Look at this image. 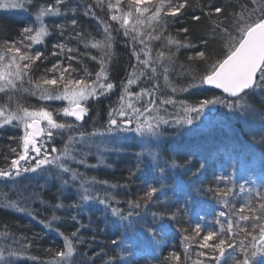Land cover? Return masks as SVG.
<instances>
[{
    "label": "trees",
    "instance_id": "trees-1",
    "mask_svg": "<svg viewBox=\"0 0 264 264\" xmlns=\"http://www.w3.org/2000/svg\"><path fill=\"white\" fill-rule=\"evenodd\" d=\"M45 1L47 3L45 5L42 3L41 7L55 4L54 0ZM40 2L44 0H33L31 6L26 5V11L30 13L31 9ZM102 2L103 8L97 0H64L60 7L61 12L66 15L44 17V22L49 27V36L45 37L43 44L35 46L45 53L47 60L43 64L36 62L40 67L32 73L34 80L44 75V70L50 68L57 59L62 60L64 64L68 63L65 59L69 55L66 49L62 55H51L54 50L53 44L61 42L66 43L67 47L80 49L84 59L80 63L76 61L71 63L77 68L87 67L94 77L95 72L100 69V60L105 57L99 49L91 48V43L103 42L105 39L104 24L101 21H106L112 26L110 29L112 47L109 49L111 56L105 60L107 82L114 83L116 87L105 96L88 101L90 112L85 117L87 131H91L94 127L102 130L107 123L108 111L119 106L121 103L119 97L123 94L122 82L126 83L129 73L133 71L132 65H136L137 74L144 71L143 66L135 59L130 37H124L123 29L116 22L108 19L111 15L107 9L109 0ZM209 2L210 0H189V7L184 15L175 20L169 18V25L162 39L148 42L152 57H156L160 50L175 53L169 81H164L163 69L157 66L158 79L150 82L141 76L130 86L131 91L138 92L142 87L151 89L153 82L159 84L154 97L160 108L159 115L168 119V124L173 127L161 124V135L151 136L153 141L148 143V140L141 147L137 143L123 149L116 141L118 145L116 151L102 155L93 149V154L88 157L87 163L95 164V168L72 165L84 173L85 181H107V183H88L85 186L90 189L101 187L102 190H97L96 193L106 198L110 207L122 209L125 216L128 211H133V216L120 220L119 217L112 215L110 207H105L98 201L72 207L71 203L78 200V194H81L83 189H75L71 183L65 186L54 175L21 172L16 187L12 190L8 185L15 180L6 181L1 178L0 233L7 234L9 239L5 241L4 237L0 236V250L9 248L17 253L12 257L13 264H54L55 252L64 250L63 236L59 233L62 232L70 237V232L75 230L77 225H82L79 233L82 243L76 244L74 241V254L68 258V264H174V261L169 259L173 252L181 256V264H193L197 259H204L205 264H215L197 256V252L200 251L196 246L198 238L184 240V236L194 237L193 230L197 224L201 226V237L208 231L218 230L220 225L216 223L217 219L226 220L224 217H219L221 211L231 214L233 206L238 209L241 204H246L250 200L254 207L258 205L256 193L264 192V91L256 90L246 98L249 104L246 112L213 105L217 109L210 114L208 110L212 105L207 106L201 114H205L204 118L209 115L208 117L215 120L206 122L204 128L196 129L193 132L196 134L192 136L184 134L186 124L175 123L176 120L183 121L185 115L181 106L182 101L191 105L198 100L223 95L207 85L193 87L189 92L179 91V87L193 83V76L198 77L203 73V64L199 61L187 60V57L194 55L196 50H205L201 38L208 41L207 52L210 57L215 58L221 54L224 41L218 36L214 38L210 20L205 17L199 22L191 19L193 13L200 15L201 7ZM244 2L245 0H219L228 14L227 19L224 16L219 17L224 24L230 26L235 22L234 14L239 13L240 4ZM248 2L251 6L250 0ZM111 3L115 4L116 0H111ZM84 5H93L97 18L84 17L82 15L86 10ZM121 8L127 11V0H121ZM0 11V45L5 39L9 41L19 39L18 33L24 26L37 27L32 21L33 18L21 11ZM205 11H207L206 7ZM72 18L79 21L75 30L70 24ZM216 18V14L211 17V19ZM57 24L66 25L64 36L59 35L60 30L55 27ZM183 28H189L190 34L184 33ZM75 31L81 32V40L70 39L75 36ZM140 31L147 33L151 29L144 25ZM169 37L182 43L191 42L194 47L177 50L175 44L167 43ZM145 39L147 41V36ZM85 42L88 43V48L84 47ZM143 47L137 43L135 52L141 59H146L144 52L141 51ZM91 56H96L97 59L93 61ZM180 65L184 66L183 76L180 75L182 71ZM80 75H83L82 71ZM169 85L177 86V92L173 93ZM25 87L30 86L25 84ZM9 96H12L11 101L8 99ZM161 98L173 99L176 104L161 106L159 105ZM147 99L149 98H142L137 106L142 107ZM17 103L32 108L45 106L49 110L62 108L67 104L66 101H40L28 93H0V106L15 108ZM54 118L61 122L74 120L63 117L62 114L57 115L55 112ZM198 123L199 119L193 122L195 126ZM16 124L17 122L14 121L13 125ZM134 124L135 121L133 127ZM21 135L22 126L0 125V169H6L16 155L11 152L12 147H16L18 152L21 150L18 141ZM144 137L149 138V136ZM52 144L58 148L63 147L60 137H55L50 146ZM149 151L157 155V161H152ZM157 163L159 167H156ZM201 164L204 165L203 168H200ZM159 168L165 169L162 176ZM64 178H68L67 174ZM79 183L76 182L77 185ZM178 185L183 186L182 191L177 190ZM152 186L160 190L145 206L143 196ZM111 188H115V191H111ZM227 188L232 189V195L227 198L217 195L218 190ZM5 193L19 206L26 207L27 211L7 210L4 206ZM96 193L92 192L93 195ZM129 201H139L141 207L130 208ZM56 204H62L64 207L55 208ZM93 205L94 209L91 207ZM153 213L156 214L155 217ZM53 215L57 219L53 220ZM72 216L77 217L75 222L71 219ZM232 219L235 223L236 217L232 216ZM248 226L250 228V225ZM149 229L153 231L149 232ZM233 231L239 232V229L234 228ZM113 240H117L118 243L113 244ZM241 240L251 252V237H245L240 233L234 243L239 244ZM232 256L242 258L238 249L234 251L226 248L221 264H230ZM0 264L4 262L0 261ZM251 264H264V253L258 252L256 256L251 257Z\"/></svg>",
    "mask_w": 264,
    "mask_h": 264
},
{
    "label": "snow or ice",
    "instance_id": "snow-or-ice-1",
    "mask_svg": "<svg viewBox=\"0 0 264 264\" xmlns=\"http://www.w3.org/2000/svg\"><path fill=\"white\" fill-rule=\"evenodd\" d=\"M64 0H55V4H49L46 7L39 8L35 15V20L40 21L39 27L24 26L18 33L19 39L11 41L5 39L0 45V93L20 92L28 93L31 96L37 97L40 101H66V106L62 108L49 110L48 107L40 106L32 108L23 106L17 103L15 108L8 106H0V125L22 126V135L18 137L21 145V150L18 152L16 147L11 148V152L16 154L6 169H0V178L19 177L23 173L40 172L45 175H54L60 179L63 185L67 186L70 183L75 189H83L81 194H78V200L71 203L72 207H80L86 202L98 201L99 204L105 207H110V204L104 197L98 194L93 195L91 189L85 186L88 183H107V181H85L84 173L78 171L72 165H83L85 167H93L87 163L88 157L93 154V149L100 152L102 155L107 151L118 150V145L115 143L119 138L120 133L134 132L142 137L160 136L161 124H168L169 120L164 116L159 115L160 108L157 106V100L154 98L159 84L153 82L152 88H140L138 92L130 90V86L135 84L137 80L144 76L148 81L158 79V67L163 69V79L169 81V73L173 64L174 52L166 53L158 51L156 57H152L151 48L148 42L152 40L159 41L164 36L169 25V18L177 19L185 14V10L189 7V0H127V11L121 8V0H116V3L107 4V9L111 13L109 20L116 22L123 29L124 37H130L133 52L137 62L143 66L144 71L136 72V65H132L133 71L129 73L126 83L122 82L123 94L120 95L121 103L118 107L111 108L107 113V123L100 128H93L91 131L85 130V117L89 115L90 99H99L110 93L116 85L108 81L106 60L111 56L112 36L110 35L111 25L106 21H101L104 24L105 39L103 42L96 41L91 43V48L99 49L103 55L100 60V69L93 73L87 67L77 68L71 63L76 61L80 63L84 57L80 54L78 47H67L66 43H54L52 56L62 55L67 50L65 59L68 61L64 64L62 60L57 59L50 68L44 70V75L38 79L32 78V73L39 69L37 61L43 64L47 60V56L43 51L35 48L36 45L43 44L45 37L49 36V27L44 22V17H58L66 15L61 12V5ZM33 0H9V2L0 3V8L25 9L26 5L31 6ZM101 8L104 7L102 0H97ZM248 0L240 4V11L235 15V22L232 25L224 24L219 17L224 16L227 19V13L224 6L219 3V0H210V2L202 6L200 15L192 14L191 19L201 21L202 17L208 18L213 26V36L218 38L223 43L221 54L215 58L210 57L207 52V40H202L205 50H196L194 55H189V62L199 61L204 65V70L198 77L193 76V83L179 87V91L189 92L193 87H202L204 85L213 86L216 89L222 90L224 95H218L214 98H206L198 100L195 103L188 105L186 102H181L184 112L183 121L176 120L175 123L183 122L187 125H192L195 119H198L203 109L209 105H222L227 109L239 110L246 112L249 104L246 98L256 90L264 91V0ZM205 7L207 11H205ZM86 9L82 15L87 18H97L93 11V5H84ZM216 14V19L211 17ZM72 28L75 30L79 24L76 18L70 20ZM147 25L150 32L142 33L141 27ZM59 29V35L64 36L66 28L65 24L55 25ZM182 31L190 34L189 28H183ZM147 36V41L145 39ZM70 39L81 40V32L75 31V36ZM139 43L144 47L141 51L144 52L146 59H141L139 54L135 52V45ZM169 45L175 44L177 50L180 48L191 49L194 45L191 42L182 43L171 37L168 38ZM88 43H84V47L88 48ZM56 50H59L57 52ZM77 53V55H72ZM95 61L96 56H91ZM165 61L167 63H165ZM183 76L184 66L180 65ZM81 71L83 75H80ZM25 84L30 87H25ZM173 93L177 92V86H171ZM148 97L142 107H138L142 98ZM9 101L12 96L8 97ZM171 104L175 106L176 101L173 99L159 100V105ZM166 111V110H165ZM54 112L63 117L74 118L73 122H61L54 118ZM153 113H156L153 115ZM195 113V116L191 114ZM17 122L13 125V122ZM133 121H135L134 127ZM55 137H60L63 142V147L58 148L50 143ZM99 137V140L96 138ZM17 139V138H12ZM150 143V141H148ZM103 146V148H102ZM152 161H157L158 157L155 153L149 151ZM159 167V164H156ZM204 165L201 164L200 168ZM200 169H197L199 171ZM161 176L165 169L159 168ZM67 174L68 178L65 179ZM80 183L77 185L76 182ZM160 189L156 186L149 187L143 196L145 206L152 201L153 197ZM178 191L183 190V186H177ZM243 190V185H241ZM232 189H221L217 191V195L227 198L232 195ZM257 206H253L250 200L246 204H241L238 209L233 210L231 214L224 211L219 212V217L226 218L225 221L217 219L216 223L220 225L218 230L208 231L202 237L201 226L197 224L194 228V237L184 236V240L196 239V246L200 251L197 256L206 258L215 264H221V259L225 256V249H236L242 254V258L232 256L230 264H251V257L256 256L258 252L264 253V192L256 193ZM43 203V201H41ZM227 203V201H226ZM4 206L7 210L16 209L19 212L27 211L26 207L19 206L16 201L11 200L8 194L5 193ZM64 205L56 204L55 208H62ZM129 207L139 209L141 204L139 201H129ZM111 213L119 217L120 220L128 219L133 216V211H128L127 216L123 214L122 209L110 207ZM247 213V214H246ZM138 215L139 213H135ZM155 217L156 214L153 213ZM232 216L236 217L235 223ZM175 214L173 213V218ZM161 218L163 216L161 215ZM55 220L57 217L52 216ZM71 219L75 222L76 216ZM226 223V228H225ZM250 225V228L249 226ZM49 227V225H44ZM82 225H77L75 230H72L69 235L63 236V249L58 250L54 254V264H68V258L74 254V241L76 244L82 243L79 233ZM234 228L239 229V232H234ZM149 229V232H152ZM240 233L245 237H251V249L241 240L239 244L234 243L235 238ZM4 240L9 239L5 233H0ZM117 244V240L112 241ZM7 252V258H5ZM17 253L4 248L0 250V261L4 264H13L12 257ZM169 259L174 261V264H181V256L173 252ZM193 264H205L204 259H197Z\"/></svg>",
    "mask_w": 264,
    "mask_h": 264
},
{
    "label": "rangeland",
    "instance_id": "rangeland-1",
    "mask_svg": "<svg viewBox=\"0 0 264 264\" xmlns=\"http://www.w3.org/2000/svg\"><path fill=\"white\" fill-rule=\"evenodd\" d=\"M55 1V0H54ZM5 2H9V0H0V3H5ZM53 2V1H52ZM42 3L45 5L46 3H47V1H45L44 0V2H40L39 4H37V5H35V7L33 8V9H31V11H30V13H28L27 11H26V9H11V8H0V10H3V11H14V10H17V11H21V12H23L25 15H27L28 17H31V18H33V22L37 25V27H39V25H40V21H36L35 20V15H36V13L39 11V8H41V5H42ZM52 4V3H51ZM48 6V5H47ZM44 19V18H43ZM213 107V105L212 106H210V108H212ZM217 109V108H216ZM208 111H210V110H208ZM207 111V112H208ZM210 113V112H209ZM211 113H214V112H211ZM204 116H205V114H201L200 116H199V123L195 126V124H192V125H187L186 124V129H185V132H184V134H186V135H188V136H192L193 134H196V133H193L196 129H198V128H200V129H203L204 128V125H205V123L206 122H208V121H214L215 120V118H212V117H205L204 118ZM211 116H213V115H211ZM216 122V121H215ZM169 126H171V127H173V125H170V124H168ZM201 125V126H200ZM162 126H165V124H162ZM200 126V127H199ZM146 136H149V135H147L146 134ZM97 140H99L98 138H97ZM150 141V142H152L153 140H152V138H151V136H149V138L147 139V138H145V137H142L140 134H137V133H134V132H127V133H120V135H119V138L117 139V142H118V145L120 146V147H122L123 149H126V147H128V146H130V145H135V144H137V143H139L140 144V147H141V145L143 144V143H147V141ZM56 146V145H55ZM102 148H103V146H102ZM107 152H109V151H107ZM107 152H104L103 154H105V153H107ZM146 154V153H145ZM19 177H15V176H13L12 178H4L6 181L7 180H15L13 183H9V185H8V187H9V189L10 190H12V189H14V187H16V184H17V179H18ZM1 179V178H0ZM35 181H38V180H35ZM35 181H33V183L35 182ZM8 189V188H7ZM80 190V189H79ZM93 209L95 208V206L93 205V206H91ZM206 210H207V207H206Z\"/></svg>",
    "mask_w": 264,
    "mask_h": 264
},
{
    "label": "bare ground",
    "instance_id": "bare-ground-1",
    "mask_svg": "<svg viewBox=\"0 0 264 264\" xmlns=\"http://www.w3.org/2000/svg\"><path fill=\"white\" fill-rule=\"evenodd\" d=\"M0 12H1V11H0ZM3 13H4V12H3ZM4 14H5V13H4ZM184 149H185V147H184ZM184 149H183V150H184ZM184 151L186 152V150H184ZM96 181H97V180H96ZM95 188H96V189H95ZM95 188H94V187H91V192L94 191V193H96L97 190H98V191L102 190L101 187H100V189H97L98 187H95ZM111 191H115V188H111ZM96 194H97V193H96ZM96 194H95V195H96Z\"/></svg>",
    "mask_w": 264,
    "mask_h": 264
},
{
    "label": "water",
    "instance_id": "water-1",
    "mask_svg": "<svg viewBox=\"0 0 264 264\" xmlns=\"http://www.w3.org/2000/svg\"><path fill=\"white\" fill-rule=\"evenodd\" d=\"M208 87H210L211 89H215V90H218V91L222 92V90H220V89H216V88H214L213 86L208 85ZM225 95H226V94H225Z\"/></svg>",
    "mask_w": 264,
    "mask_h": 264
}]
</instances>
